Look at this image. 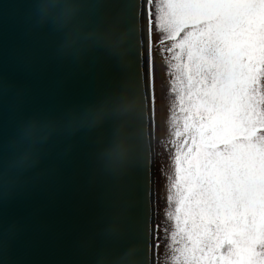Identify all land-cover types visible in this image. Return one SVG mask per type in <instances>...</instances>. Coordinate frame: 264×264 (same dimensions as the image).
I'll return each instance as SVG.
<instances>
[{"label":"water","instance_id":"water-1","mask_svg":"<svg viewBox=\"0 0 264 264\" xmlns=\"http://www.w3.org/2000/svg\"><path fill=\"white\" fill-rule=\"evenodd\" d=\"M144 0H0V264H154Z\"/></svg>","mask_w":264,"mask_h":264},{"label":"snow or ice","instance_id":"snow-or-ice-1","mask_svg":"<svg viewBox=\"0 0 264 264\" xmlns=\"http://www.w3.org/2000/svg\"><path fill=\"white\" fill-rule=\"evenodd\" d=\"M171 9L200 71L182 104L177 210L197 264H264V0H172Z\"/></svg>","mask_w":264,"mask_h":264},{"label":"rangeland","instance_id":"rangeland-1","mask_svg":"<svg viewBox=\"0 0 264 264\" xmlns=\"http://www.w3.org/2000/svg\"><path fill=\"white\" fill-rule=\"evenodd\" d=\"M168 80V81H167ZM167 66L158 57L152 60L153 92V176H154V227L156 241L154 264H197L200 248L185 227L178 212V196L175 184V150L167 139L176 135L182 117L178 109L183 101L175 99L170 92ZM185 104V103H184ZM152 128V127H151ZM185 151V150H184ZM192 241V256L178 248H189ZM157 248V250H156ZM159 256V257H158Z\"/></svg>","mask_w":264,"mask_h":264},{"label":"flooded vegetation","instance_id":"flooded-vegetation-1","mask_svg":"<svg viewBox=\"0 0 264 264\" xmlns=\"http://www.w3.org/2000/svg\"><path fill=\"white\" fill-rule=\"evenodd\" d=\"M172 0H144V64L148 78L149 95V118L153 134V92H152V60L158 57L167 66V76L170 92L178 101L186 103L187 93L194 91L200 71L197 67L196 52L188 45L190 29L178 18L172 15ZM168 81V80H167ZM264 86V81L261 82ZM181 103L180 104H184ZM179 115L183 116L182 106L178 109ZM182 122L178 123L177 132L174 137L167 139L168 144L179 146L185 142ZM188 138V144H190ZM153 144V140H152ZM188 151V148H184Z\"/></svg>","mask_w":264,"mask_h":264},{"label":"trees","instance_id":"trees-1","mask_svg":"<svg viewBox=\"0 0 264 264\" xmlns=\"http://www.w3.org/2000/svg\"><path fill=\"white\" fill-rule=\"evenodd\" d=\"M178 250L183 254L186 251V254H188V257H191L192 254V241L189 243V248L185 249L184 247H179ZM191 250V252H190ZM159 257V256H158Z\"/></svg>","mask_w":264,"mask_h":264},{"label":"bare ground","instance_id":"bare-ground-1","mask_svg":"<svg viewBox=\"0 0 264 264\" xmlns=\"http://www.w3.org/2000/svg\"><path fill=\"white\" fill-rule=\"evenodd\" d=\"M143 33H144V31H143ZM151 126V125H150Z\"/></svg>","mask_w":264,"mask_h":264}]
</instances>
